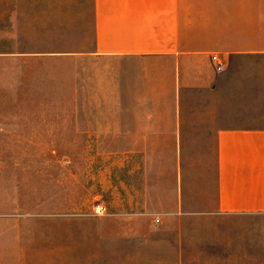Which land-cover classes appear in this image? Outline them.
I'll use <instances>...</instances> for the list:
<instances>
[{"label": "rangeland", "instance_id": "374dc122", "mask_svg": "<svg viewBox=\"0 0 264 264\" xmlns=\"http://www.w3.org/2000/svg\"><path fill=\"white\" fill-rule=\"evenodd\" d=\"M92 41V0H0V264L178 262L172 237L118 241L113 216L150 165L169 192L196 146L117 143L126 115L107 110L133 102L139 71L93 58ZM208 217L189 221L183 264H228L231 225Z\"/></svg>", "mask_w": 264, "mask_h": 264}, {"label": "crops", "instance_id": "0c3cea01", "mask_svg": "<svg viewBox=\"0 0 264 264\" xmlns=\"http://www.w3.org/2000/svg\"><path fill=\"white\" fill-rule=\"evenodd\" d=\"M92 11L89 53L139 71L133 102L107 110L126 115L117 143L196 146L175 157L169 192L155 165L140 196L123 186L116 239L172 237L183 264L189 221L209 216L231 225L228 264H264V0H92Z\"/></svg>", "mask_w": 264, "mask_h": 264}, {"label": "built area", "instance_id": "2783aa9c", "mask_svg": "<svg viewBox=\"0 0 264 264\" xmlns=\"http://www.w3.org/2000/svg\"><path fill=\"white\" fill-rule=\"evenodd\" d=\"M212 59L214 61V67H215L216 71H222L225 67L224 62L219 60L217 55H214L212 57ZM102 210H103V206H101V205L97 206V209H96L97 213L102 214L101 213ZM157 221H159V220L157 219Z\"/></svg>", "mask_w": 264, "mask_h": 264}]
</instances>
